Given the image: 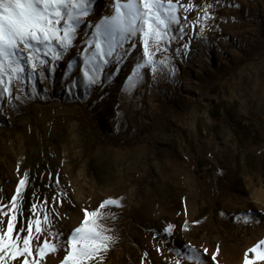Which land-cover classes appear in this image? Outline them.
Listing matches in <instances>:
<instances>
[{"label": "rangeland", "instance_id": "rangeland-1", "mask_svg": "<svg viewBox=\"0 0 264 264\" xmlns=\"http://www.w3.org/2000/svg\"><path fill=\"white\" fill-rule=\"evenodd\" d=\"M189 2L212 5L213 19L188 12L182 39L134 88L142 47L90 88H69L82 81L75 48L78 68L66 57L44 78L13 81V97H0V230L54 211L53 231L69 235L97 210L111 240L93 264H191L193 249L204 264H264L250 251L264 252V0ZM109 10L95 0L89 19ZM107 200L118 203L98 207ZM64 239L42 264H62Z\"/></svg>", "mask_w": 264, "mask_h": 264}, {"label": "snow or ice", "instance_id": "snow-or-ice-1", "mask_svg": "<svg viewBox=\"0 0 264 264\" xmlns=\"http://www.w3.org/2000/svg\"><path fill=\"white\" fill-rule=\"evenodd\" d=\"M94 7L95 0H0V97L5 94L13 97V81H23L25 73L33 78L39 72L44 78L50 70L49 65L54 66V62L66 57L69 68H78L79 63L71 56L74 48L83 57L82 81H70V89L78 83H83L85 88L98 85L108 65L119 64L142 47V56L128 77V87L134 88L142 78L143 69L150 67L156 72L155 55L161 47L167 51L172 41L182 39V35L176 33H184L188 12L199 9L204 19H213L208 12L212 5L182 4L181 0H110L109 11L99 19H89L95 15ZM182 12L185 15L182 16ZM184 46L187 47V43ZM164 63V60L159 61V64ZM24 184L21 180L20 186ZM19 191L17 188V193ZM16 199V196L12 198L13 209ZM117 203L107 200L98 207L103 209ZM58 219L54 211L51 215L45 211L42 219L29 222L26 229H15L16 216L13 215L7 222V231L0 230V264H9V261L42 264L49 249L60 250L61 246L54 243L57 236H65L67 245L62 264H93L108 249L111 237L105 235L98 223L97 210L85 209L80 226L69 235L59 229L53 231ZM14 230L17 233L26 231V235H14ZM172 230L173 226L168 225L166 231L171 234ZM260 245H264V241ZM258 247L250 251L264 260V252L258 251ZM187 260L191 264H204L195 249ZM245 264L253 262L246 260Z\"/></svg>", "mask_w": 264, "mask_h": 264}]
</instances>
